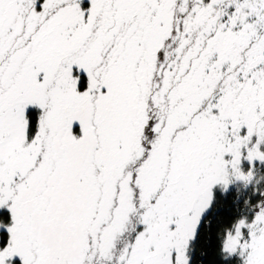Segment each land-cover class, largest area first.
I'll return each mask as SVG.
<instances>
[{"label": "snow or ice", "instance_id": "obj_1", "mask_svg": "<svg viewBox=\"0 0 264 264\" xmlns=\"http://www.w3.org/2000/svg\"><path fill=\"white\" fill-rule=\"evenodd\" d=\"M0 264H264V0H0Z\"/></svg>", "mask_w": 264, "mask_h": 264}]
</instances>
